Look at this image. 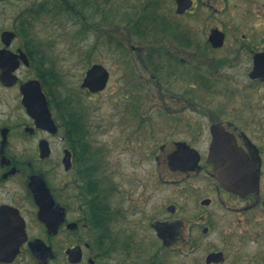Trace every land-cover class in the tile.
Segmentation results:
<instances>
[{
  "label": "flooded vegetation",
  "instance_id": "af4514ba",
  "mask_svg": "<svg viewBox=\"0 0 264 264\" xmlns=\"http://www.w3.org/2000/svg\"><path fill=\"white\" fill-rule=\"evenodd\" d=\"M166 1L175 17H200L202 11L207 31L201 44L195 41L191 26L167 16L142 12L136 19L140 35L161 48L153 54L161 59L162 69L169 76L178 70L184 74L176 99L197 117L191 119L188 114L185 118L176 109L166 110L169 124L183 126L187 139L173 142L163 161L156 146L146 156L156 164L157 182L159 163L179 175L191 211L182 218L183 224L163 217L151 223L148 219V226L161 245L169 247L180 238L183 225L182 253L189 255L201 247L204 264H264V74L252 75L257 68L255 58L264 55V38L254 44L248 33H238L235 27L228 32L216 17H222L230 0ZM45 4L0 0V264H100L115 254L125 255L127 246H137L126 240L132 234L113 227L127 225L141 210H137L131 190L115 181L118 170L113 163L99 162L98 149L79 143V117L82 132L88 135L85 112L79 100L63 91L49 65V42L32 32L33 25L46 15ZM161 4L162 0H152L147 5L160 8ZM229 37L234 38L230 46ZM219 38L222 42L217 46ZM192 48L202 66L184 56ZM218 52L226 54L217 57ZM239 68L244 69L245 89L214 76L219 70ZM261 70L264 72V66ZM47 110L53 121L49 127L44 124ZM216 134L220 135V151L211 150L217 143ZM159 149L164 151L165 145ZM86 150H90V209L81 168L86 161L81 153ZM219 168L225 171L219 172ZM57 171L67 178L66 183L54 179ZM225 174L232 175L233 181L254 184L242 193L231 191L221 183ZM125 180L132 183L136 178ZM173 182L163 181L170 186ZM68 188L74 193L63 195L61 191ZM46 189L53 199V211L64 213V222L52 234L39 218L41 206L36 199L46 197ZM166 211L173 215L177 206L168 205ZM73 214L78 217L71 219ZM72 224L74 228L69 227ZM214 228L216 241H206ZM79 230L87 231L88 242L80 241ZM62 234L67 239L59 240ZM77 248L81 258L74 263L69 256Z\"/></svg>",
  "mask_w": 264,
  "mask_h": 264
},
{
  "label": "rangeland",
  "instance_id": "374dc122",
  "mask_svg": "<svg viewBox=\"0 0 264 264\" xmlns=\"http://www.w3.org/2000/svg\"><path fill=\"white\" fill-rule=\"evenodd\" d=\"M26 1L37 0H21L24 4ZM40 1L46 3V15L33 25L32 32L49 42V65L52 70L55 69V76L61 82L63 91L79 100L85 112L88 123L86 141L99 150V162L113 163L118 170L114 175L115 181L122 184L124 189L131 190V195L137 198V210H141V215L130 217L127 225L113 227L117 232L123 230L132 234V238L126 237V240L137 246L131 249L127 246L125 255L115 254L112 259L100 264H156L158 260L160 264H204L202 256L205 250L201 247L189 255L182 253L184 242L180 233L182 231L183 236L185 234L183 225L179 228L180 238L171 246L163 247L147 223L148 219L151 223L171 217L183 224L182 218L191 211L189 200L181 192L179 175L159 163L157 182L154 176L156 164L146 156L156 146L160 161H163L164 155L173 147V142L187 139L183 126L169 124L166 110L176 109L177 114L185 118L188 114L191 119L197 117L191 109L184 110L183 101L176 99L182 91L181 78H184V74L181 70L175 76H169L159 64L161 59L157 58L160 68H151L152 63H156L153 56L150 61L148 58L154 41L129 32V26L135 23L140 13H153L191 26L196 35L195 41L203 44L202 37L207 31L204 13L201 11L200 17H175L167 9L170 3L166 0H162L164 8L148 6L152 0H95L92 5L90 0L88 3L85 0H72L77 3L72 6L59 4L58 0ZM53 2L56 4H51ZM248 9L249 14H244ZM216 18L224 23L230 33L234 32V27L238 33H248L254 44L264 38V0H254L252 4L230 0L222 17ZM232 43L234 38L229 37L228 45ZM225 54L218 52L217 57ZM184 56L190 57V61L194 60L196 66H202L201 57L195 48L187 50ZM146 58L149 62L144 60ZM92 64L104 66L110 75L105 90L93 95L80 88L85 72ZM243 71L242 68L219 70L214 76L245 89ZM247 95L249 93L237 94ZM213 97L218 98V95ZM162 145H165L164 151L159 149ZM128 176L136 180L129 183L125 180ZM54 179L58 183L67 182V178L58 171ZM170 179L174 180L173 186L163 183ZM61 192L67 196L74 190L68 188ZM171 204L177 206V212L173 215L166 211V207ZM77 217L75 214L70 216L71 219ZM78 234L80 241H89L87 231L79 230ZM217 235L214 228L206 241L215 242ZM58 239L65 240L67 237L62 234ZM155 239L157 245L154 244ZM83 264H87L86 261Z\"/></svg>",
  "mask_w": 264,
  "mask_h": 264
},
{
  "label": "water",
  "instance_id": "95a60500",
  "mask_svg": "<svg viewBox=\"0 0 264 264\" xmlns=\"http://www.w3.org/2000/svg\"><path fill=\"white\" fill-rule=\"evenodd\" d=\"M179 7H181L180 1H178ZM221 38L216 40V45L219 46L221 45ZM215 46V44H214ZM255 63H256V71L252 75H259L262 76L264 72L261 70V68L264 66V55H259L255 58ZM109 80V72L107 71L104 66L100 64H94L92 65L85 73V77L83 78V81L81 83V88L88 90L90 93H98L103 91L108 83ZM44 121V120H43ZM46 123L47 127H49L51 124L53 126V121L50 117L49 111L47 110V115H46V122L44 121V124ZM217 137V143H213L211 150L213 151H220L221 150V144H220V135L216 134ZM229 144V143H227ZM228 150L230 152L233 151L232 146L228 147ZM179 152V151H178ZM178 152L172 155L171 159L175 160V158L178 156ZM67 168H69L67 166ZM225 171L222 168H219V172ZM221 183L228 188L231 191L235 192H240L242 193L243 191L247 190V187L252 186L254 183L253 182H237L233 181V176H226L222 175L220 177ZM38 204L41 206L40 207V213H39V218L42 222L45 223L48 233H56L58 227L64 222V213L62 212H54L52 209L53 206V199L52 196L50 195V192L48 189H46V197H36ZM74 224L69 225L70 228H74ZM73 252V255L69 256L72 262H77L80 260V248L75 249ZM208 262L210 261L209 259L207 260Z\"/></svg>",
  "mask_w": 264,
  "mask_h": 264
},
{
  "label": "trees",
  "instance_id": "16d2710c",
  "mask_svg": "<svg viewBox=\"0 0 264 264\" xmlns=\"http://www.w3.org/2000/svg\"><path fill=\"white\" fill-rule=\"evenodd\" d=\"M85 1L88 3L89 0H85ZM94 1L95 0H90V5H92ZM58 2H59V4H62L65 6H72V4H77L76 2H73L72 0H58ZM129 32L135 33V35L140 34V28H139V24L137 23V21H135L134 24H131L129 26ZM159 49H161V48H158L155 45H154V47L151 48V52H150L151 55H150V57H148L149 61H150L151 56L154 57L153 52L157 51ZM148 58H146L144 60L148 61ZM159 64H160V62H159ZM151 68H153L154 70H157L160 68V66H158L157 60H156V63H152ZM78 123H79V127H78L79 143L83 144V145H89V143L86 141V136L83 134L82 129H81L82 120L80 119V117H79ZM81 154L86 156L85 157L86 161L83 164H81V168L84 172V184H85L84 185V191H85V194L87 195L86 200L88 202V208L90 209V150H86V151L82 152ZM87 223H88V226L90 227V211L87 214Z\"/></svg>",
  "mask_w": 264,
  "mask_h": 264
}]
</instances>
